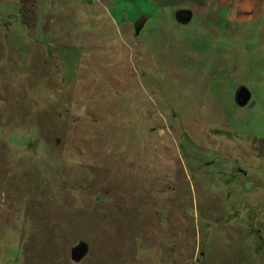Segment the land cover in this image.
Listing matches in <instances>:
<instances>
[{
  "label": "rangeland",
  "instance_id": "rangeland-1",
  "mask_svg": "<svg viewBox=\"0 0 264 264\" xmlns=\"http://www.w3.org/2000/svg\"><path fill=\"white\" fill-rule=\"evenodd\" d=\"M0 264H264V0H0Z\"/></svg>",
  "mask_w": 264,
  "mask_h": 264
},
{
  "label": "water",
  "instance_id": "water-1",
  "mask_svg": "<svg viewBox=\"0 0 264 264\" xmlns=\"http://www.w3.org/2000/svg\"><path fill=\"white\" fill-rule=\"evenodd\" d=\"M182 17V11H179L176 13V18L178 19V22L187 23L191 18V12H186V17L184 19H181ZM143 26V23H136L135 24V34H138L141 27ZM250 100V94L249 91L245 87H239L236 91L235 95V101L238 106H245L248 104ZM87 253V246L84 243H79L76 247H74L71 250V258L75 261L80 260L85 254Z\"/></svg>",
  "mask_w": 264,
  "mask_h": 264
},
{
  "label": "flooded vegetation",
  "instance_id": "flooded-vegetation-1",
  "mask_svg": "<svg viewBox=\"0 0 264 264\" xmlns=\"http://www.w3.org/2000/svg\"><path fill=\"white\" fill-rule=\"evenodd\" d=\"M183 11V10H182ZM187 12V11H186ZM186 16H185V14H184V11L182 12V17H181V19H184Z\"/></svg>",
  "mask_w": 264,
  "mask_h": 264
},
{
  "label": "crops",
  "instance_id": "crops-1",
  "mask_svg": "<svg viewBox=\"0 0 264 264\" xmlns=\"http://www.w3.org/2000/svg\"><path fill=\"white\" fill-rule=\"evenodd\" d=\"M146 19V21L148 20V18H145Z\"/></svg>",
  "mask_w": 264,
  "mask_h": 264
}]
</instances>
